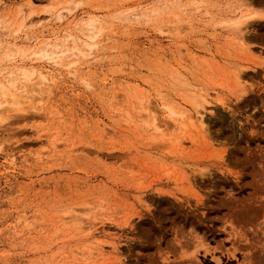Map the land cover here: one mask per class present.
Instances as JSON below:
<instances>
[{"label":"rangeland","instance_id":"obj_1","mask_svg":"<svg viewBox=\"0 0 264 264\" xmlns=\"http://www.w3.org/2000/svg\"><path fill=\"white\" fill-rule=\"evenodd\" d=\"M240 1L0 0V78L101 29L2 112L0 264H264V0ZM246 15L241 38L228 23ZM192 88L213 111L182 133L164 105L193 109ZM143 95L160 132L133 112Z\"/></svg>","mask_w":264,"mask_h":264},{"label":"bare ground","instance_id":"obj_2","mask_svg":"<svg viewBox=\"0 0 264 264\" xmlns=\"http://www.w3.org/2000/svg\"><path fill=\"white\" fill-rule=\"evenodd\" d=\"M247 3L248 0H241L239 7H245ZM133 16L135 18H138V16L141 15L137 11L133 14ZM250 17H252V15L242 16L236 20L230 21L231 23L229 22L228 24L231 28H233L235 34L239 33V35H241L240 37L244 38V27L246 26V24L248 25ZM85 27L88 29L89 34H86L87 40L83 41L82 43H79L76 35L69 34L64 40V42L48 41L43 45H39L36 49L31 51L29 56L26 55L25 58L28 57L32 59V61L35 60L44 63L41 67L38 66L40 67L39 69L33 67L29 68L19 66L16 69L6 71L5 74H3V77L0 78V123L9 118V116L5 115V110L7 108L14 109L15 111L27 110L25 106L26 101L36 97L37 91L41 87H44V84L50 78V63L60 64L65 58L69 56V54L71 56L76 57L84 55L89 50L93 51L97 47L96 39L100 35L101 29L97 28L96 21L92 19L85 23ZM19 30L20 28L13 31L12 35L15 36V34ZM13 54L14 53L6 54V59L14 60L16 56H14ZM75 63H77V60L71 62L70 64H68V66L72 67L71 65H74ZM45 69H47L48 73L45 72ZM242 74L243 72L237 73V77L240 81L242 79ZM178 81L179 83L181 82L183 85H188V83L181 77V75H179ZM190 92L191 97H189V102L192 103V106H194L193 109L188 108L187 106H180L179 108H174L171 105H164V107L169 111V118L172 119L173 123L171 125H173L174 128L177 129V131L180 130L182 132L186 130L189 124L197 128L198 130L203 127L205 128V125L207 124V119L209 117L208 114L213 111L212 108H209L212 106V95L209 94L208 91L200 93L195 88H192ZM144 98L145 97L143 95V98L140 97L135 98L133 100V112L136 116H139L140 118L144 116V123L152 126L154 130L156 129L155 131L160 132L161 126L159 125L156 116L153 115L151 117L150 110L152 107V103L148 100V97L146 100V106ZM3 111L5 114L2 113ZM150 117L152 120L151 122L148 121ZM178 144H182V141H178ZM76 219L78 223L77 231L82 232L83 240L92 243L99 237L97 236L99 235L98 233H100L98 230H93V228L89 227V224L86 223L82 218L76 217ZM93 249L97 254L102 255L105 252V249L101 246V244L98 243L95 244ZM89 253L93 255L92 251H90Z\"/></svg>","mask_w":264,"mask_h":264},{"label":"trees","instance_id":"obj_3","mask_svg":"<svg viewBox=\"0 0 264 264\" xmlns=\"http://www.w3.org/2000/svg\"><path fill=\"white\" fill-rule=\"evenodd\" d=\"M208 264H213V263L210 262V263H208Z\"/></svg>","mask_w":264,"mask_h":264}]
</instances>
